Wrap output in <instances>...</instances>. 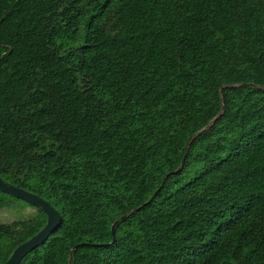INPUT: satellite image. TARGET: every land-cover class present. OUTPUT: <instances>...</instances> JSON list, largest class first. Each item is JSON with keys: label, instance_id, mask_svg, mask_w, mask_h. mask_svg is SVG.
<instances>
[{"label": "trees", "instance_id": "16d2710c", "mask_svg": "<svg viewBox=\"0 0 264 264\" xmlns=\"http://www.w3.org/2000/svg\"><path fill=\"white\" fill-rule=\"evenodd\" d=\"M0 178L19 264H264V0H0Z\"/></svg>", "mask_w": 264, "mask_h": 264}, {"label": "water", "instance_id": "95a60500", "mask_svg": "<svg viewBox=\"0 0 264 264\" xmlns=\"http://www.w3.org/2000/svg\"><path fill=\"white\" fill-rule=\"evenodd\" d=\"M0 192H3L11 197L19 199L26 202L27 204L41 210L46 215V222L44 227L33 237L23 242L17 246L9 259L5 264H19L21 259L29 252L33 251L37 247L41 246L51 235V233L56 230L62 222L61 215L45 200L38 197L35 194L29 193L21 188L10 185L0 178ZM135 212V211H133ZM127 216L121 217L119 220H116L111 225V235L112 242L115 241V225L117 222H122L126 219Z\"/></svg>", "mask_w": 264, "mask_h": 264}, {"label": "rangeland", "instance_id": "374dc122", "mask_svg": "<svg viewBox=\"0 0 264 264\" xmlns=\"http://www.w3.org/2000/svg\"><path fill=\"white\" fill-rule=\"evenodd\" d=\"M34 213V209L22 204L14 203L9 207H0V223L11 224L15 221L29 219Z\"/></svg>", "mask_w": 264, "mask_h": 264}]
</instances>
